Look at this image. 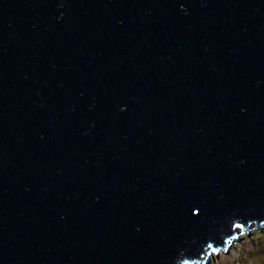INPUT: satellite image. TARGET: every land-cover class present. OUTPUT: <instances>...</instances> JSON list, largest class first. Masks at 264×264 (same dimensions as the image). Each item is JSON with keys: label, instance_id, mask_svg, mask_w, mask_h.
<instances>
[{"label": "water", "instance_id": "1", "mask_svg": "<svg viewBox=\"0 0 264 264\" xmlns=\"http://www.w3.org/2000/svg\"><path fill=\"white\" fill-rule=\"evenodd\" d=\"M253 224L264 0H0V264H208Z\"/></svg>", "mask_w": 264, "mask_h": 264}, {"label": "rangeland", "instance_id": "2", "mask_svg": "<svg viewBox=\"0 0 264 264\" xmlns=\"http://www.w3.org/2000/svg\"><path fill=\"white\" fill-rule=\"evenodd\" d=\"M208 264H264V227L241 234L226 252L221 249L218 255L212 253Z\"/></svg>", "mask_w": 264, "mask_h": 264}, {"label": "clouds", "instance_id": "3", "mask_svg": "<svg viewBox=\"0 0 264 264\" xmlns=\"http://www.w3.org/2000/svg\"><path fill=\"white\" fill-rule=\"evenodd\" d=\"M253 225H251V227H252Z\"/></svg>", "mask_w": 264, "mask_h": 264}, {"label": "bare ground", "instance_id": "4", "mask_svg": "<svg viewBox=\"0 0 264 264\" xmlns=\"http://www.w3.org/2000/svg\"><path fill=\"white\" fill-rule=\"evenodd\" d=\"M221 255V254H220Z\"/></svg>", "mask_w": 264, "mask_h": 264}]
</instances>
